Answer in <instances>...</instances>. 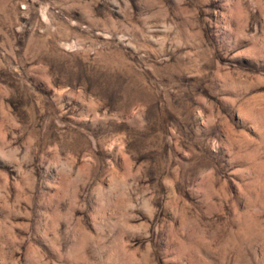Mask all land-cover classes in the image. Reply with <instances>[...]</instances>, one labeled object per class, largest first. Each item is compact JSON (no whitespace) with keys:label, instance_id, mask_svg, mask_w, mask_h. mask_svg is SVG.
Instances as JSON below:
<instances>
[{"label":"rangeland","instance_id":"rangeland-1","mask_svg":"<svg viewBox=\"0 0 264 264\" xmlns=\"http://www.w3.org/2000/svg\"><path fill=\"white\" fill-rule=\"evenodd\" d=\"M0 264H264V0H0Z\"/></svg>","mask_w":264,"mask_h":264}]
</instances>
